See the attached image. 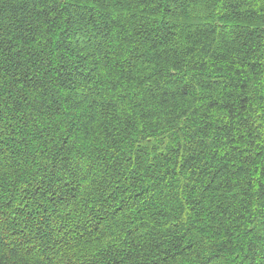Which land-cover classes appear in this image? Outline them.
<instances>
[{
    "label": "trees",
    "instance_id": "trees-1",
    "mask_svg": "<svg viewBox=\"0 0 264 264\" xmlns=\"http://www.w3.org/2000/svg\"><path fill=\"white\" fill-rule=\"evenodd\" d=\"M0 264H264V0H0Z\"/></svg>",
    "mask_w": 264,
    "mask_h": 264
}]
</instances>
